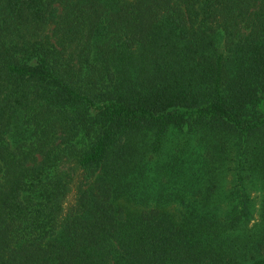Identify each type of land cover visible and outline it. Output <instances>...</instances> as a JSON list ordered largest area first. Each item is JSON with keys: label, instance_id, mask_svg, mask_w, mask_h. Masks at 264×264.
Wrapping results in <instances>:
<instances>
[{"label": "trees", "instance_id": "obj_1", "mask_svg": "<svg viewBox=\"0 0 264 264\" xmlns=\"http://www.w3.org/2000/svg\"><path fill=\"white\" fill-rule=\"evenodd\" d=\"M0 264H264V0H0Z\"/></svg>", "mask_w": 264, "mask_h": 264}, {"label": "rangeland", "instance_id": "obj_2", "mask_svg": "<svg viewBox=\"0 0 264 264\" xmlns=\"http://www.w3.org/2000/svg\"><path fill=\"white\" fill-rule=\"evenodd\" d=\"M252 196H253V199L255 201V208H256V210H259L260 200H261V192L260 191H253ZM73 197H74V195L71 194V196L68 199L67 205L73 201ZM256 215H257V213H256Z\"/></svg>", "mask_w": 264, "mask_h": 264}]
</instances>
